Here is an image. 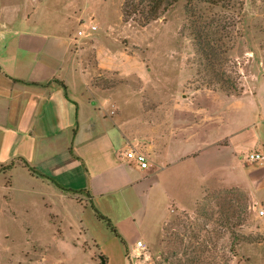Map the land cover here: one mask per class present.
<instances>
[{
    "label": "rangeland",
    "instance_id": "rangeland-1",
    "mask_svg": "<svg viewBox=\"0 0 264 264\" xmlns=\"http://www.w3.org/2000/svg\"><path fill=\"white\" fill-rule=\"evenodd\" d=\"M126 1L0 0V31L73 39V62L92 71L88 95L158 180L142 203L145 248L117 238L94 207L80 230L72 205L10 162L0 164V264H264L261 209L222 165L239 145L224 139L264 115V0H232L229 11L201 3L194 16L180 0L146 23L147 11L123 17ZM195 32L218 53L211 67Z\"/></svg>",
    "mask_w": 264,
    "mask_h": 264
},
{
    "label": "crops",
    "instance_id": "crops-1",
    "mask_svg": "<svg viewBox=\"0 0 264 264\" xmlns=\"http://www.w3.org/2000/svg\"><path fill=\"white\" fill-rule=\"evenodd\" d=\"M14 34L0 31V164L22 166L50 195L72 205L80 230L86 231V215L94 207L112 221L127 244L143 241L150 227L144 226L148 214L142 203L158 184L150 161L148 169L140 170L126 160L130 143L88 95L92 71L76 54L73 62V39L33 32L15 40ZM256 120L224 139L225 147L237 136L239 145L222 165L238 170L249 184L263 211L259 216L264 230V162L246 159L250 153L264 155V133L259 128H264V115ZM252 134L259 138L242 152ZM18 142L19 150L11 154ZM89 238L93 240L92 233Z\"/></svg>",
    "mask_w": 264,
    "mask_h": 264
},
{
    "label": "trees",
    "instance_id": "trees-1",
    "mask_svg": "<svg viewBox=\"0 0 264 264\" xmlns=\"http://www.w3.org/2000/svg\"><path fill=\"white\" fill-rule=\"evenodd\" d=\"M178 1H180V0H127L124 3L123 8H122L123 17L126 20H129L133 17L134 14H136L138 12L147 11L149 14V17L147 18V20H144L145 21L144 23L149 22V21H153V20H156L157 18H159V12L160 11H162V12L168 11ZM136 3L138 4V7L136 6ZM201 3H202V5L206 4L208 6H211L212 8H219L223 11H229L234 6V4L232 3V0H186L188 13L191 12L192 15L194 16V14H196V11L198 12L201 10V8H202ZM140 7H142L143 10H141ZM133 11L136 13H134ZM194 20L195 19H193V22H195ZM194 42L196 43V47H197V50H199V53L201 55L206 56V60H205L206 65H208V67H211V65H213V63H214L213 59H215V55L218 54L216 52L215 53L212 52V50H210V49H207L211 45V42H209L207 38L202 37V35L199 32L198 33L195 32ZM212 47H213L212 48L213 50L216 49L215 45H213ZM217 47H218V45H217ZM14 81L18 82V83H22V84H27V82L22 81V80L15 79ZM33 84H35V83H33ZM222 87H223V85H222ZM95 212H96L97 218L99 220H101L102 222L106 223L107 227L110 230H112V232L115 234V236L117 238L121 239L122 242H124V240H122L121 236L119 235L116 228L114 227L112 221L110 219L104 217L97 210H95ZM103 259H104V257H103ZM104 262L106 264V259H104Z\"/></svg>",
    "mask_w": 264,
    "mask_h": 264
},
{
    "label": "built area",
    "instance_id": "built-area-1",
    "mask_svg": "<svg viewBox=\"0 0 264 264\" xmlns=\"http://www.w3.org/2000/svg\"><path fill=\"white\" fill-rule=\"evenodd\" d=\"M91 30H95V27H90ZM83 32H79V35H82ZM124 156L126 157V160L128 162H130L131 164H133L135 167H137L140 170H146L150 167L149 164V160L147 158V156L140 151L134 150V149H129L128 151L125 152ZM247 161L249 163H253V164H259V163H263L264 162V155L260 154V153H250L247 156ZM260 215H263V211L260 210L259 211ZM144 247V243L142 241H138L136 243V249L137 250H143Z\"/></svg>",
    "mask_w": 264,
    "mask_h": 264
},
{
    "label": "water",
    "instance_id": "water-1",
    "mask_svg": "<svg viewBox=\"0 0 264 264\" xmlns=\"http://www.w3.org/2000/svg\"><path fill=\"white\" fill-rule=\"evenodd\" d=\"M100 259H101V263L105 264L103 257H100Z\"/></svg>",
    "mask_w": 264,
    "mask_h": 264
}]
</instances>
